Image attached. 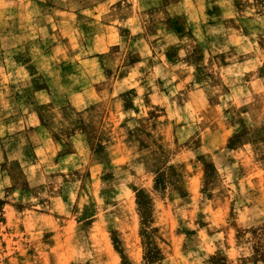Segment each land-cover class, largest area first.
Returning <instances> with one entry per match:
<instances>
[{"label":"clouds","instance_id":"clouds-1","mask_svg":"<svg viewBox=\"0 0 264 264\" xmlns=\"http://www.w3.org/2000/svg\"><path fill=\"white\" fill-rule=\"evenodd\" d=\"M0 264H264V0H0Z\"/></svg>","mask_w":264,"mask_h":264}]
</instances>
